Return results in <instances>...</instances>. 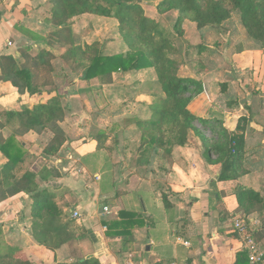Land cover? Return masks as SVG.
I'll return each instance as SVG.
<instances>
[{
    "label": "trees",
    "instance_id": "16d2710c",
    "mask_svg": "<svg viewBox=\"0 0 264 264\" xmlns=\"http://www.w3.org/2000/svg\"><path fill=\"white\" fill-rule=\"evenodd\" d=\"M144 0H49L48 23L54 28L49 34L47 47L36 55L30 47L19 50V57L7 54L0 56V82H10L21 95L42 98L50 95L48 101L39 102L33 108L23 107L21 111H9L3 116L13 126V134L5 139L0 136V152L8 162L0 169V203L22 194H31L34 200L31 208L32 232L35 241L50 251H57L65 245L79 244L86 236L85 230L75 225L76 220H67L66 213L55 189H40L36 175L27 172L18 177L17 172L26 158V150L19 141L29 133L42 135L51 133L52 137L43 151L46 157L57 156L67 142L62 127L67 117L63 105L64 95L58 91L55 82L54 61L58 56L53 52L56 47L65 49L62 55L68 65L76 64L83 69L84 78L92 80L101 77L105 84L113 83V75L127 74L134 70L155 69L162 95L157 96L151 105L149 119H124V130L131 137H139L136 145L137 166H143L148 173L167 172V165L173 162L175 148L188 143L190 132L201 136L194 126L198 119L190 110L195 96L204 89L193 78L178 75L174 34L166 25L145 15L142 8ZM2 0H0V5ZM162 14L175 11L178 21L189 16L199 30L211 28L227 31V22L238 14L247 36L264 42V0H164L159 6ZM84 15L115 18L120 22L121 33L129 46L126 54L105 56L102 47L95 43L86 45L81 36L73 31L74 19ZM178 25V22L175 26ZM54 87V89H52ZM55 93V95H52ZM234 103H229L231 108ZM247 106V105H246ZM249 118L239 120L235 132H230L222 120L211 124L204 120L214 137L204 139V157L210 164L222 165L219 176L221 181L238 180L250 172L249 158L253 150L246 149L245 124ZM120 126L112 132L118 133ZM107 131H99L96 141L98 150L106 149L110 139ZM117 136V135H116ZM115 136V138H116ZM125 151V149H124ZM217 159L214 160L213 158ZM249 166V167H250ZM51 178L62 177L57 168L49 170ZM239 213L249 217L264 209V198L251 188L240 187L237 192ZM59 200V201H58ZM167 202V197L165 198ZM119 221L105 222L107 235L130 236L132 229L145 224L141 215L122 211ZM245 217V218H246ZM261 227V226H260ZM260 227L256 230L257 237ZM79 229V233L74 229ZM247 262L248 255H247ZM0 264H33L18 248L0 254ZM59 264H99L95 259L79 258L73 262Z\"/></svg>",
    "mask_w": 264,
    "mask_h": 264
},
{
    "label": "crops",
    "instance_id": "0c3cea01",
    "mask_svg": "<svg viewBox=\"0 0 264 264\" xmlns=\"http://www.w3.org/2000/svg\"><path fill=\"white\" fill-rule=\"evenodd\" d=\"M48 1L2 0L0 56L10 54L18 58L20 47L34 44L24 35L28 33L26 27L35 25V18L48 6ZM234 62L236 70L244 67L253 70V78L245 83L231 70L225 71L228 75L217 84L221 103L215 101L217 94H201L189 108L202 124L201 120L211 124L222 120L230 132L237 130L240 118H249L245 124L246 149L253 150L249 158L252 165H247L249 173L238 180H219L222 165L210 164L204 157L203 137L208 138L207 135L197 136L190 132L188 143L175 148L167 172L155 168L160 174L156 178L153 177L155 172L146 177L132 173L134 176L128 181H111L113 165L110 161L100 162L104 156L99 151L103 149L98 150L94 140L82 146L79 153L84 158L89 155L86 148L90 152L94 150L95 155L88 157L94 158L97 171L92 172L91 166L84 165L80 175H65L66 166L56 163L62 177L51 182L57 188H65L66 197L72 195L73 209L70 211L80 213V228L85 230L86 236L79 244L50 251L39 245L26 227L23 232L16 229L19 249L27 259L40 264L68 263L79 258L95 259L99 264H249L244 242L233 230V221L235 217H246L239 213L237 192L240 187L251 188L264 198V53L255 55L245 51L237 54ZM248 85L257 86L254 93L247 92ZM28 98V95L19 94L10 82H0V122L5 118L4 113L21 111ZM229 103L234 105L229 108ZM65 123L62 127L67 135L66 145L70 144L75 154L74 129L66 128ZM10 135L7 126H0V136L7 139ZM7 162L0 152V164L4 166ZM109 170L111 182L106 186L103 178ZM16 202L18 199L0 203L2 215ZM68 210L64 209L65 213ZM122 211L141 215L145 224L133 228L130 236L107 235L105 220L119 221ZM246 218L260 222L256 241L264 252V209Z\"/></svg>",
    "mask_w": 264,
    "mask_h": 264
},
{
    "label": "rangeland",
    "instance_id": "374dc122",
    "mask_svg": "<svg viewBox=\"0 0 264 264\" xmlns=\"http://www.w3.org/2000/svg\"><path fill=\"white\" fill-rule=\"evenodd\" d=\"M162 1L164 0H144L142 8L146 16L161 21L174 34L178 50L175 57L178 61V75L180 77H189L200 82L204 89L201 94L210 96L217 94V97H215L216 102L221 98L217 84L221 83V79L228 75L225 71L231 70L233 75L237 76V79H241L245 83L249 81L248 78H253L254 71H250V68H239L237 72L234 57L245 51H251L255 55L263 54L264 42H256L247 36L238 14H233L227 22L228 30L226 32L211 28L199 30L189 16L179 22L180 16L175 11L165 14L160 13L159 6ZM47 9H50L49 4L35 18V25L26 27L28 33L24 35L32 40L34 44L20 47L21 49L30 47L34 55L40 50L48 48L49 34L54 29L48 23L49 10ZM177 22L178 25L175 26ZM120 25V22L115 18L86 15L74 20L73 31L81 36L84 44L93 45L98 43L102 47L105 56H113L126 54L129 51V46L121 33ZM32 33H35L37 37L35 38ZM53 52L58 56V59L54 61L56 68L55 88L64 95L62 101L67 109L65 127H69L70 130L74 129L72 136L75 139L74 142L77 143L76 155L72 154L70 144L69 146L65 144L57 156L46 157L43 155V151L51 140V133L45 132L42 135L29 133L19 139L25 147L26 158L20 166L17 176L21 177L27 172H32L36 175L38 190H57L56 194L63 196L59 203L64 209H69L66 213V219L76 220L75 225H78L79 228L80 223L82 224V218L80 216L75 217V212L70 211L73 209L72 195L66 197L68 193L65 188L53 186L51 182L57 178L52 179L49 170L56 168V163H58L60 166H66L67 172L65 175L70 173L80 175L84 165L91 166L92 172L97 171V169L94 170V158L88 157L89 155H95L94 150L90 152L89 148H86L85 152L89 155L82 158L79 149L94 141L99 131L104 130L111 133L119 125V132L110 134V139L106 144L108 148L99 151V154L104 156V159L101 158L100 162L110 161L111 164H109L113 165L111 181L116 179L121 183L122 181H128L130 177L134 176L132 173L138 174L140 177L149 175L150 173L146 171L145 167L136 164V145H138L139 137L134 135L131 142L126 140L131 135L128 131H122L125 127L123 120L134 117L149 119L152 115L151 105L157 96L162 95V90L158 84L155 69L149 68L140 71L134 70L127 74H114L113 83L105 84L101 77L86 80L83 69H77L76 64L68 65L62 56L65 49L56 47ZM256 87L253 88V86L248 85L247 92L254 93ZM52 95H55V93ZM200 95L195 96V98ZM49 97L50 95L47 93H44L42 98L30 97L24 107L33 108L39 102L48 101ZM218 103H221V101H218ZM0 126H7L9 133L13 134V126L6 117L2 119ZM194 126L204 136L214 137L200 121L196 120ZM95 142L97 143L96 140ZM62 160L64 163L61 162ZM2 167L3 164H0V169ZM157 172L155 171L154 178L160 175ZM94 179L96 178L94 177ZM103 180V184L108 186L111 182L110 170ZM15 199H18L21 204H17L18 202L12 204L3 215L0 212V254L9 253L13 248L19 249V241L16 240L15 236L16 229H21V232H23V228L26 227L27 232L33 234L31 208L34 200L32 195L22 194L9 200L14 201ZM101 219L103 220L104 217H101ZM105 221L108 222V220ZM74 231L79 233L80 230L76 228ZM33 264H40V262H34Z\"/></svg>",
    "mask_w": 264,
    "mask_h": 264
},
{
    "label": "built area",
    "instance_id": "2783aa9c",
    "mask_svg": "<svg viewBox=\"0 0 264 264\" xmlns=\"http://www.w3.org/2000/svg\"><path fill=\"white\" fill-rule=\"evenodd\" d=\"M107 211V209H105ZM80 216L75 212V217ZM260 222L253 221L245 217H235L233 230L241 237L248 255L249 264H264V252L261 251L256 241V230Z\"/></svg>",
    "mask_w": 264,
    "mask_h": 264
}]
</instances>
